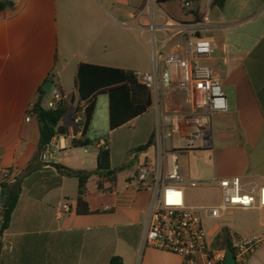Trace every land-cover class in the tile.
I'll return each mask as SVG.
<instances>
[{
    "label": "crops",
    "instance_id": "0c3cea01",
    "mask_svg": "<svg viewBox=\"0 0 264 264\" xmlns=\"http://www.w3.org/2000/svg\"><path fill=\"white\" fill-rule=\"evenodd\" d=\"M139 2L15 0L0 11V173L8 172L12 182L19 179L21 187L0 237V264H108L114 255L123 264H182L176 254L143 246L151 193L134 185L140 167L156 168L155 129L166 104L158 106L149 93L148 103L133 104L128 87L115 90L125 84L126 73L151 70L150 33L139 27L147 24V10ZM211 2L198 10L212 23L208 65L221 82L228 111L212 116L208 149L180 151L178 160L194 154L213 169L204 174L179 167L182 186L185 192L190 181H199L220 191L215 180L238 177L242 191L255 194L264 186V0H225L222 8ZM143 33L147 41L141 40ZM46 83L66 94L70 104L36 168L38 120L34 113L29 122L25 118ZM100 97L105 130H94ZM169 108L186 110L179 97ZM85 139L93 143L72 145ZM150 139L152 145L138 152ZM105 143L111 169L122 170L115 186L105 184L103 191L92 176L85 198L92 213L77 215V179L61 177L51 165L93 172ZM30 165L32 171L23 175ZM63 204L70 212L59 215ZM222 228L207 232L212 245Z\"/></svg>",
    "mask_w": 264,
    "mask_h": 264
},
{
    "label": "built area",
    "instance_id": "2783aa9c",
    "mask_svg": "<svg viewBox=\"0 0 264 264\" xmlns=\"http://www.w3.org/2000/svg\"><path fill=\"white\" fill-rule=\"evenodd\" d=\"M145 2L147 24L139 25L150 33L151 70L132 72L133 80L144 87L160 106L166 109L158 118L155 135L158 147L156 168L143 165L134 177L139 191L151 193L147 217L144 221L142 242L144 247L176 254L182 264H224L227 252L233 253L234 264H245L248 258L262 245L264 234L251 238H231V249L215 248L209 241L204 227V217L217 220L234 209L249 210L264 208V186L257 193L242 191L240 179L229 177L215 180L220 189V203L216 207L193 209L187 206L183 180L180 177L178 157L181 150L208 149L210 147V122L215 114L226 113L228 104L219 78L208 65L212 44L207 37L212 23L208 14H201L198 22H182L168 15L157 21L154 7L159 0ZM194 2L181 0V10L190 14ZM51 98L42 103L46 110L68 100L58 88L51 87ZM179 97L186 110L169 108ZM34 103L28 106L25 121L33 114ZM80 118L75 122L79 123ZM176 135L178 142L186 147L167 150L166 141ZM2 171L0 176L7 177ZM201 184L190 181L192 188ZM69 213L70 207L63 204L58 214ZM1 223V221H0Z\"/></svg>",
    "mask_w": 264,
    "mask_h": 264
},
{
    "label": "trees",
    "instance_id": "16d2710c",
    "mask_svg": "<svg viewBox=\"0 0 264 264\" xmlns=\"http://www.w3.org/2000/svg\"><path fill=\"white\" fill-rule=\"evenodd\" d=\"M15 0H3L0 2V11L5 9L6 7H12ZM172 0H159L158 4H162ZM191 1V0H187ZM225 0H212V5L222 8ZM194 5V4H193ZM180 18H173L182 22H198L201 19V14L199 13L198 8L194 6V10L190 13L192 14H184L181 10ZM125 84L121 87H117L115 90L122 88H129V92L131 95V102L133 104H144L149 102V94L148 91L138 85L132 77V72L126 73ZM47 92L44 91L43 87L39 89L37 99L34 102L33 113L38 120L39 125V145H38V154L36 155L34 161L37 163L36 168H40V165L43 163L40 161V155L44 148H47L50 145L51 140L56 136L55 126L59 122L61 118H63L69 110V101L60 102L55 109L46 110L42 107L43 103V95ZM91 115V111L88 113ZM50 123H53L51 125ZM93 142L89 139L85 140H72V145L74 147L78 146H88ZM152 145V139H150L145 145L139 147L137 151H144ZM61 177H69L77 179V198H76V209L75 213L77 215H88L91 214L92 211L89 210L87 203L85 201L86 198V185L88 180L92 177H96V186L99 191L104 190L105 184H109L110 186H115L117 174L122 170L119 169H111L110 166V152L107 148L106 143L99 148L98 150V166L97 169L93 172L89 171H81V170H72L67 167H64L59 164L51 165ZM33 167L30 165L26 170L22 173L29 174L32 171ZM60 183V179L57 180V184ZM21 192V187L19 183V179H15L13 182L10 179V175L8 174L5 178H0V237L3 233L9 228L12 215L17 206L19 195ZM236 237L240 239V237L231 232L228 228L223 227L217 236L214 239L213 247L215 248H226L227 250L231 249V238ZM108 264H123V260L119 256H112L109 260Z\"/></svg>",
    "mask_w": 264,
    "mask_h": 264
},
{
    "label": "rangeland",
    "instance_id": "374dc122",
    "mask_svg": "<svg viewBox=\"0 0 264 264\" xmlns=\"http://www.w3.org/2000/svg\"><path fill=\"white\" fill-rule=\"evenodd\" d=\"M209 0H196L194 6L196 8L205 9L208 6ZM145 2H139V6L144 8ZM181 0H172L162 3L154 7V12L157 14V21H162L161 15H168L171 18L181 17ZM147 14L149 10L146 11ZM142 41H147L148 34L143 33L141 36ZM149 68L147 69V71ZM146 71V70H145ZM46 101L51 98V94L48 92ZM104 98L100 97L98 102V108L94 116V130L96 128L105 130L104 122L106 117L103 114L102 108L104 106ZM92 140V135H90ZM178 139L174 135L170 140L166 141L167 150L178 149ZM209 151H206V153ZM179 167L184 170L189 168L191 173L198 170L201 173L209 174L212 172V166L207 163L206 159L201 156L190 154L189 156L183 155L178 160ZM186 204L195 207H210L217 205L220 201V191L208 184L203 183L197 185L196 188H192L189 185L185 186ZM204 227L206 232L213 231L216 227H227L232 229L239 237L251 238L253 236H261L264 234V210L249 209V210H232L223 215L220 219L212 220L204 218ZM264 264V246L260 247L256 254L253 255V259L245 264Z\"/></svg>",
    "mask_w": 264,
    "mask_h": 264
},
{
    "label": "water",
    "instance_id": "95a60500",
    "mask_svg": "<svg viewBox=\"0 0 264 264\" xmlns=\"http://www.w3.org/2000/svg\"><path fill=\"white\" fill-rule=\"evenodd\" d=\"M192 2H195L196 0H191ZM52 87V83H46L43 87L44 91L49 92ZM53 125V123H50ZM46 151V148H44L41 152V160L44 159V153ZM224 264H234V259H233V253L231 251L227 252L226 257H225V263Z\"/></svg>",
    "mask_w": 264,
    "mask_h": 264
}]
</instances>
